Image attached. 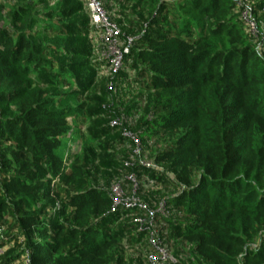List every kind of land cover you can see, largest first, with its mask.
Listing matches in <instances>:
<instances>
[{
  "label": "trees",
  "instance_id": "obj_1",
  "mask_svg": "<svg viewBox=\"0 0 264 264\" xmlns=\"http://www.w3.org/2000/svg\"><path fill=\"white\" fill-rule=\"evenodd\" d=\"M65 2L47 12L48 0H16L0 25V264L23 255V264H126L128 228L115 226L109 186L130 192L129 175L143 201L142 178L164 187L155 205L145 202L164 204L156 227L172 264H264V28L250 36L234 0H104L113 21L129 3L140 8L122 30L144 31L123 64L143 82L133 132L148 153L135 155L120 133L102 144L82 136L71 152L70 123L89 112L78 104L85 46L69 45L91 26L87 8L68 20L84 2ZM125 142L120 166L107 153ZM9 235L16 256L3 253Z\"/></svg>",
  "mask_w": 264,
  "mask_h": 264
},
{
  "label": "rangeland",
  "instance_id": "obj_2",
  "mask_svg": "<svg viewBox=\"0 0 264 264\" xmlns=\"http://www.w3.org/2000/svg\"><path fill=\"white\" fill-rule=\"evenodd\" d=\"M15 1L16 0H0V25L8 23L6 13L13 7ZM48 1H50L49 6H42L43 10L47 12L49 8L52 7L51 5L56 2H59V8L67 6V2H65V0ZM75 1H81L82 3L84 2V5H82L80 8L79 13L77 12L75 15H70V18L68 19L69 22L75 21L74 17H79L81 14H83V12H87L85 0H72L73 3ZM122 7L123 6L119 7L117 5L114 7L112 12L117 14V11L119 12L123 9ZM139 13V6L132 7V3H129L126 5L125 14L123 15V13H121L122 16L118 15L120 18L114 19L116 23L117 20L120 22V28L123 31L129 32L130 28L126 26L128 20L138 19L140 16ZM56 22L60 23V21ZM79 29L80 28L78 27L75 30ZM75 30L74 32H76ZM84 31L86 32L82 33L81 35L78 34L79 32H76V34L74 33V37L70 39L71 42L69 46H85V53L87 55L85 57H81L80 59L85 60L87 65L86 68L80 69L79 72L85 74L84 76L88 77L83 80L84 87L83 91L80 93L85 99L80 101L78 104L84 105L85 109L89 112V115L85 117V120H82V122L71 121L70 124L72 125V129L69 132L67 143H65L66 141L63 140V143L68 145L67 149L69 150L67 151H76L79 148L83 137L88 138L89 136H92L97 138L96 141L98 144L105 143L107 138L115 140L118 138L119 133L126 138H130L129 136H126L125 133L135 135V127L140 123V119L145 113L142 101V96L144 93L143 82L139 77L136 76V71L134 68L130 69L129 64L125 65L122 63V65L120 64L116 70L112 69L107 57L108 52L105 51L103 44L99 40L98 33L92 27H89L88 24L86 25ZM91 79V84L86 86L87 82ZM65 91L69 92V89ZM116 119H119L121 122L116 127L118 129H115L114 131L108 129L106 125ZM125 125L127 129H124ZM102 127H106L107 131H102V133L97 131ZM126 144L127 142L124 144H116L115 148L109 150L107 153L108 155L112 156L114 160L118 161L117 164L120 166L121 162L124 163L127 160L126 155L129 156V146ZM141 150H144L146 154L148 153L147 147L144 146V143L139 141V151L141 152ZM58 152L63 157H66V151H64V148ZM117 167L119 168V166ZM115 177H117V175L113 173L112 181L115 179ZM101 180L103 182L105 181L103 178ZM141 186L144 189V195H148L149 197L146 199L143 196L145 201L149 200L150 202L147 201V203L150 205H155L154 203L158 201L157 196H159V192L163 191L164 187L161 184H157L156 182L152 181L151 179H147V177L142 178ZM109 187L111 188V186ZM116 209H118L119 213L116 215L117 217L115 220V226L123 227L126 225L128 228L122 243V250L125 254V259L128 260L126 261V264H149L148 255L152 252V246L150 245L148 235L140 232L137 225H135V228L131 224V222H135L134 219L131 215L126 214L122 207H118ZM4 227H9V220L4 223ZM16 235L18 236L17 233ZM17 236L9 235L6 238L2 237L4 246L3 253H10V255L16 256V254L20 251V245L15 240L18 238ZM126 238L129 239V241L126 242ZM181 255L185 256L183 253ZM170 256H172V254H170ZM25 260L26 256L23 255L12 264H23ZM172 263H174V258H172V260L169 262V264Z\"/></svg>",
  "mask_w": 264,
  "mask_h": 264
},
{
  "label": "built area",
  "instance_id": "obj_3",
  "mask_svg": "<svg viewBox=\"0 0 264 264\" xmlns=\"http://www.w3.org/2000/svg\"><path fill=\"white\" fill-rule=\"evenodd\" d=\"M240 8V18L250 36L260 39L263 35L261 29L264 28V0H234ZM257 2H262L257 11V16L253 12V6ZM104 0H86V8L90 18V26L98 33L99 40L108 52L110 67L116 70L123 63L124 55L129 52L130 46L138 39L140 34L131 36L125 34L120 26L113 21L107 10L104 7ZM264 30V29H263ZM261 44V43H260ZM121 122L119 119L111 121V127H116ZM129 136L135 143V154H139V140L135 135ZM145 166H153L147 160L141 161ZM132 182L130 192H126L120 182L112 184L110 188L112 197L111 212L116 208L122 207L126 210H137L134 221L138 226V230L148 235L150 245L152 246L151 254L148 255L149 264H168L172 260V256L162 245L159 238L158 229L156 227L155 216L157 213H164L163 203H160L157 208L150 207L137 194L138 183L134 175L127 177Z\"/></svg>",
  "mask_w": 264,
  "mask_h": 264
}]
</instances>
